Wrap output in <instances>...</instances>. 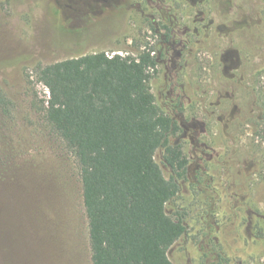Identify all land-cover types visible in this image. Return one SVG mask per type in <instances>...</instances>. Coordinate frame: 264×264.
I'll return each instance as SVG.
<instances>
[{
    "label": "rangeland",
    "instance_id": "rangeland-1",
    "mask_svg": "<svg viewBox=\"0 0 264 264\" xmlns=\"http://www.w3.org/2000/svg\"><path fill=\"white\" fill-rule=\"evenodd\" d=\"M145 51L188 161L155 157L186 225L170 259L264 264V0H0V264H92L80 168L35 67Z\"/></svg>",
    "mask_w": 264,
    "mask_h": 264
},
{
    "label": "trees",
    "instance_id": "trees-1",
    "mask_svg": "<svg viewBox=\"0 0 264 264\" xmlns=\"http://www.w3.org/2000/svg\"><path fill=\"white\" fill-rule=\"evenodd\" d=\"M158 58L96 52L34 69L49 92L45 120L80 168L92 264H174L169 251L186 232L167 211L178 184L155 158L164 150L177 174L188 164L172 143L178 123L152 92Z\"/></svg>",
    "mask_w": 264,
    "mask_h": 264
}]
</instances>
